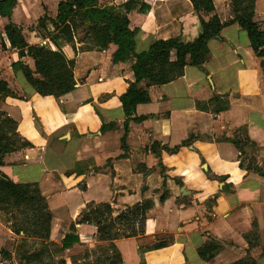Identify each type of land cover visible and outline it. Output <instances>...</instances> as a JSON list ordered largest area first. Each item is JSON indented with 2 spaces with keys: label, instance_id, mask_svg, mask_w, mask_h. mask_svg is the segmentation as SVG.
<instances>
[{
  "label": "crops",
  "instance_id": "crops-1",
  "mask_svg": "<svg viewBox=\"0 0 264 264\" xmlns=\"http://www.w3.org/2000/svg\"><path fill=\"white\" fill-rule=\"evenodd\" d=\"M63 1L16 0L9 18L0 15V81L7 86L0 112L32 145L3 157L0 178L39 187L53 216L49 242L62 246L71 233L81 240L67 253L86 240L102 243L95 226L78 223L90 205L108 204L116 218L142 204L141 233L112 242L122 264H264V66L247 33L231 24L208 43L202 67L186 66L162 86L138 84L150 102L128 119L121 98L136 82V59L115 64L114 44L86 48L84 36L77 37L76 86L60 100L40 96L22 70H13L22 62L34 72L35 63L20 60L5 28L14 24L30 46H42L39 21L54 20ZM126 1L99 0L101 6ZM144 2L145 14L128 15L136 55L156 41L193 43L202 32L200 17L226 22L217 0L209 15L197 14L189 0ZM249 81L258 90L252 101ZM240 128L256 146L251 157L258 171L243 166L249 147L240 153L232 143ZM15 237L0 212V264Z\"/></svg>",
  "mask_w": 264,
  "mask_h": 264
},
{
  "label": "trees",
  "instance_id": "trees-1",
  "mask_svg": "<svg viewBox=\"0 0 264 264\" xmlns=\"http://www.w3.org/2000/svg\"><path fill=\"white\" fill-rule=\"evenodd\" d=\"M189 1L199 15H209L215 11L213 0ZM242 1H249L248 6L239 11L236 9L235 17L231 22L221 23L217 16H213L209 21L200 17L202 32L193 43L185 44L178 38L156 41L147 52L137 55L134 53L135 33L129 28L128 15L132 12L145 14L150 7L144 0H127L120 6H101L99 0L60 2L57 17L51 20L45 16L38 24L40 30L47 31L45 22L51 23L55 30L51 32L52 34L50 33L49 40L56 47V51L47 46H30L22 35V29L14 24L5 28V40L9 42L12 49L18 51L20 60L28 56L35 63L34 72L24 66L22 62L13 65V70H22L27 81L40 96H50L59 100L60 97L75 89L74 72L81 50L76 41L77 23L86 24L83 40L93 48L103 50L110 44L118 46L114 57L115 64L125 63L133 56L136 59L133 67L136 82L121 98L125 116L130 119L138 105L150 102L148 92L139 90L138 84L148 81L153 86H162L181 77L186 66L202 67L209 55L208 43L217 38L223 28L231 24L240 25L248 35L255 56L264 59V31L260 28V24L254 20L256 2L255 0H233V4L241 6L240 2ZM15 3L16 0H8L0 4V15L9 18ZM55 31L57 33L53 34ZM5 40L2 39V47H4ZM262 64L264 65V62ZM35 75H38L39 78H36ZM6 91V84L0 81V93L3 94ZM128 122V120L125 122V134L128 132ZM17 130L18 124L5 113L0 112V167L3 165V157L6 154L32 147L19 135ZM247 142L250 141L247 139ZM18 143H20L19 146ZM232 143L241 153L242 142H239L237 138ZM102 206L104 212L97 211L98 206L94 210L89 208L78 221L79 224L95 226L99 241L109 240L111 237H113L112 241L121 237H133L137 233L135 224L138 222L143 224L146 219L147 207L142 204L126 210L116 218L113 217L110 205L102 204ZM21 208L25 210L24 215L27 216L23 223L27 228L14 230L15 233L17 235L32 233L40 238L42 245L49 242L53 216L39 187L37 185H17L6 178H0V212L12 215V211ZM106 214H108V218H104ZM12 220L13 218L7 220V223L12 224ZM121 225L127 228L124 232L130 230L131 232L121 234V230L116 228ZM80 242L78 236L73 233L68 234L62 241L60 252H65ZM41 257V253L36 254L32 256V260H40ZM111 261H115L112 264H122L118 253L116 257L111 258ZM239 264L255 263L241 262Z\"/></svg>",
  "mask_w": 264,
  "mask_h": 264
},
{
  "label": "rangeland",
  "instance_id": "rangeland-1",
  "mask_svg": "<svg viewBox=\"0 0 264 264\" xmlns=\"http://www.w3.org/2000/svg\"><path fill=\"white\" fill-rule=\"evenodd\" d=\"M217 1V5H219L218 13L223 16L226 22H231L234 19V12L236 9L238 11L242 10L249 4V1L240 2L241 6L234 5L233 0ZM255 2L257 3V13L254 20L260 24V28L264 31V0H255ZM45 24L47 26V31H39L37 35L39 41H44L42 46H47L45 45L46 43H49L47 39L50 38V33L55 30L49 21H46ZM85 26L86 24L81 25V23H77V37L81 36V34L82 36H84V32L86 31ZM56 33L57 32L55 31L53 34ZM47 47H50L51 49H56L53 45H48ZM259 59L261 60V63L264 62V59ZM249 83L251 84H249V94L246 96V98L252 101L256 97L258 90L254 86V84H252L251 81H249ZM237 138H239L238 140L239 142H242L243 146L249 147L248 154H250V157H248L243 166L251 170H260L259 167L255 165L257 163L255 162L254 157H251V153L253 151L257 152V149H255L256 146L254 144H251L250 142H247L244 128H240L238 130ZM19 145L20 143H18V146ZM96 206H98L96 208L97 211L104 212V207L102 206V204L90 205L88 207V210L89 208H91V210H94ZM15 210H17L18 212L12 211V215L9 212V215L7 214V212H2L4 220L7 221L13 218V227L11 223H9V226L12 229L14 235L16 236L12 252H3V264H112V262H115L111 261V258L116 257L117 254V251L115 250L114 245L112 243L113 237L109 238V240L101 241L102 243H93L86 240V243L84 244L85 247L74 249L73 251L68 253L66 251L60 252L61 244L59 243L46 242L44 245H42V241L40 240V238L32 235V233H27L25 235L21 233L17 235L15 233L16 230H24L25 228H27L26 225H23L27 216L24 215L25 210H23V208ZM107 216L108 214L104 215V218H108ZM116 228L121 230V234H123V232L127 230L124 225H121L120 227L117 226ZM135 230L138 234L141 233V225H139V222L135 224ZM128 232H131V230L126 231L124 233ZM40 253L42 254L40 260H32L33 255Z\"/></svg>",
  "mask_w": 264,
  "mask_h": 264
},
{
  "label": "water",
  "instance_id": "water-1",
  "mask_svg": "<svg viewBox=\"0 0 264 264\" xmlns=\"http://www.w3.org/2000/svg\"><path fill=\"white\" fill-rule=\"evenodd\" d=\"M6 1H8V0H0V4H3Z\"/></svg>",
  "mask_w": 264,
  "mask_h": 264
}]
</instances>
